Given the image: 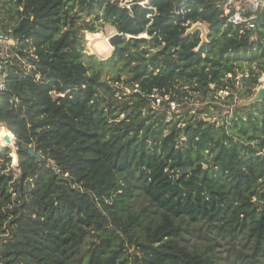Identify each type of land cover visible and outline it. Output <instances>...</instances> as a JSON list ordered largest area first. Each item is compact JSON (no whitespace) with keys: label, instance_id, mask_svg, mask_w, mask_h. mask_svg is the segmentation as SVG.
I'll return each instance as SVG.
<instances>
[{"label":"trees","instance_id":"trees-1","mask_svg":"<svg viewBox=\"0 0 264 264\" xmlns=\"http://www.w3.org/2000/svg\"><path fill=\"white\" fill-rule=\"evenodd\" d=\"M139 1L0 0L20 164L0 149V264H264V14L254 37L222 0ZM95 23L125 36L106 60L84 53Z\"/></svg>","mask_w":264,"mask_h":264},{"label":"built area","instance_id":"built-area-1","mask_svg":"<svg viewBox=\"0 0 264 264\" xmlns=\"http://www.w3.org/2000/svg\"><path fill=\"white\" fill-rule=\"evenodd\" d=\"M131 1L124 0L123 5L131 8ZM138 4L146 8L149 0H140ZM219 7L223 11L221 17L226 18L229 24L241 28V31H252L254 37L256 36L258 22L264 14V0H222L219 3ZM154 11L156 10L154 9ZM190 32L188 31V33ZM17 45L18 41L5 32L0 21V94L7 90L8 66L11 59L15 57V54L11 52L12 48ZM229 76L231 77V75ZM258 87H264V74L259 78ZM224 93L226 92H220V95L222 96ZM151 98L152 109L158 110L161 107L163 99L157 90H154V95ZM170 106L172 111L177 110L176 103H171ZM53 169L57 173H60V170L56 167H53Z\"/></svg>","mask_w":264,"mask_h":264},{"label":"rangeland","instance_id":"rangeland-1","mask_svg":"<svg viewBox=\"0 0 264 264\" xmlns=\"http://www.w3.org/2000/svg\"><path fill=\"white\" fill-rule=\"evenodd\" d=\"M197 24H200V23L194 24L188 31L189 32L193 31V29L196 27ZM201 24H203V23H201ZM203 25L205 27V33H203L204 32L203 30H200V32L202 33V39L204 41H206L208 28H207V26H205V24H203ZM116 33H118V32L113 27H111L109 25L100 26L99 24L95 23L93 29L86 30L84 32V35H85V52L84 53L87 56H90V55L95 56L99 60H106V59L110 58L114 53V49H113V47L110 46V44L108 45V43L106 41H108V39ZM142 37H146V35H143ZM238 79H241V76H239ZM259 89H261V87L257 88L256 94L249 101H252L253 99L257 98ZM222 96L225 98L228 96V93L226 92ZM198 105L200 106V103H198V102L195 103V101L193 99L190 101H185V102L181 103L180 105L177 104V110H175V112L180 113V112L192 110V109H195ZM223 109H226V107ZM195 112H196V110H195ZM214 114L216 116V118H215L216 120L220 119L221 115L219 114V112L214 111ZM203 117L207 118L208 115L205 114V115H203ZM5 146H6L5 144L1 145V147H5ZM11 148L13 149V154H12L13 165H12V167L14 168L16 173H19L18 157L15 154V149L13 147H11ZM16 160H17V162H16ZM144 203H145V201L142 198L134 199V206L136 209L141 207ZM187 237L189 239H191L192 244L197 243L199 246H202V245L204 246V244H205L204 241H202L199 238H196V235H194L193 233L187 234ZM222 242L226 244V241L222 240ZM236 245H238L241 248L242 244L236 242ZM216 253L219 256V258H221V259H223L224 257H227L228 255L231 256V254H232L231 252L228 251L227 247L217 248ZM230 260H231V262L225 261V262H223V264L232 263L233 260L232 259H230Z\"/></svg>","mask_w":264,"mask_h":264},{"label":"water","instance_id":"water-1","mask_svg":"<svg viewBox=\"0 0 264 264\" xmlns=\"http://www.w3.org/2000/svg\"><path fill=\"white\" fill-rule=\"evenodd\" d=\"M200 30H203L205 33V27L203 24H197L196 27L193 29V33L195 32H198ZM128 39L131 38V36H128L127 37ZM125 40V36L121 33H116L114 34L113 36H111L109 39H108V43L110 44L111 47H113L114 51H120L123 49V46L121 45ZM52 98L54 99V101H58L60 96L56 95L55 93H52ZM264 101V87H262L261 89H259V92H258V96L256 99H253L252 101H249L248 103L249 104H254V103H260V102H263ZM1 128L2 129H5V127L0 124ZM10 134L9 135H6L5 136V142L7 143V146L3 147V148H6V147H10L9 145H12L13 144V148L15 149V154L17 155L18 157V152H17V141H16V138L15 136L12 134V132H9ZM29 155L37 158V159H40V157L35 154L34 150L31 149L29 150ZM20 166L19 164V160H18V167Z\"/></svg>","mask_w":264,"mask_h":264},{"label":"bare ground","instance_id":"bare-ground-1","mask_svg":"<svg viewBox=\"0 0 264 264\" xmlns=\"http://www.w3.org/2000/svg\"><path fill=\"white\" fill-rule=\"evenodd\" d=\"M106 42L108 43V41H106ZM108 45H109V43H108ZM9 134L10 133L6 129H2L1 126H0V149L3 148V147H1V145H4L5 144L7 146V143L5 142V136L6 135H9ZM9 146L10 147H13V144L12 145H9Z\"/></svg>","mask_w":264,"mask_h":264}]
</instances>
